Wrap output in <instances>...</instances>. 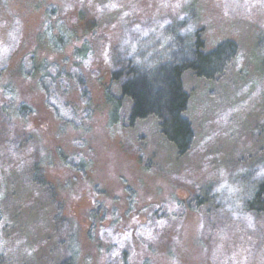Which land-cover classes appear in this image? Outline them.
Here are the masks:
<instances>
[{"label":"rangeland","instance_id":"1","mask_svg":"<svg viewBox=\"0 0 264 264\" xmlns=\"http://www.w3.org/2000/svg\"><path fill=\"white\" fill-rule=\"evenodd\" d=\"M75 1L86 21H74ZM65 2L0 0V105L29 110L0 114V264L48 263L68 239L77 264H264V212L244 207L264 180V0ZM50 6L76 31L59 51L37 40ZM173 30L206 50L238 46L220 78H182L194 136L184 156L153 118L130 124L125 108L110 125L103 96L108 53L164 63ZM88 39L94 54L80 61Z\"/></svg>","mask_w":264,"mask_h":264},{"label":"trees","instance_id":"2","mask_svg":"<svg viewBox=\"0 0 264 264\" xmlns=\"http://www.w3.org/2000/svg\"><path fill=\"white\" fill-rule=\"evenodd\" d=\"M74 4L76 15L74 21L77 23L86 21L88 17L86 8L79 1H75ZM46 20L37 40L40 45L52 51H59L75 36V28L67 26L58 6H50L47 9ZM94 24V19L87 21L82 25L81 32L92 33ZM166 49L167 53L164 52ZM134 52V49L131 51L126 49L119 55L108 53L110 86L104 89L103 96L110 107V125L118 123L120 113L125 108H127V119L130 124L153 118L157 122L158 132L162 138L174 148L178 156H184L190 150L194 136L191 124L184 117L189 95L183 88L182 78L186 73L207 81L220 78L236 57L238 46L233 41H224L213 49L206 50L199 34L193 38H186L181 32L173 30L163 44L161 55L167 56L166 62L159 63L158 60L154 61L152 56H148L149 67H144L141 61L144 56ZM93 54L89 39L74 51V55L80 61H84ZM37 69L45 72L47 70L45 62H41ZM114 86L116 93L112 91ZM2 90L7 98H13V91L9 86ZM12 110L10 105H0V114L6 115L9 120L14 115L22 116L29 112L25 105H19L15 111ZM32 172V182L39 186L45 185V182L35 175L34 169ZM251 194V199L244 203L245 209L263 213L264 180L251 190ZM59 243L61 255H57L48 263L43 259H34L31 262L23 258L9 264H77L78 253L74 244H71L69 239L59 240Z\"/></svg>","mask_w":264,"mask_h":264}]
</instances>
